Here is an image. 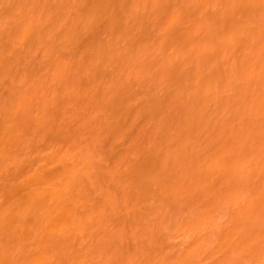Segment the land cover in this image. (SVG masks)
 Instances as JSON below:
<instances>
[{
	"label": "bare ground",
	"instance_id": "6f19581e",
	"mask_svg": "<svg viewBox=\"0 0 264 264\" xmlns=\"http://www.w3.org/2000/svg\"><path fill=\"white\" fill-rule=\"evenodd\" d=\"M0 264H264V0H0Z\"/></svg>",
	"mask_w": 264,
	"mask_h": 264
}]
</instances>
